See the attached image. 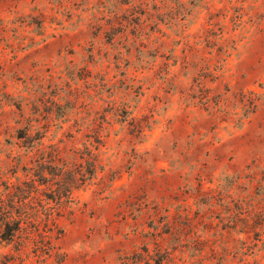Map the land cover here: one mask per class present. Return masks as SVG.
I'll use <instances>...</instances> for the list:
<instances>
[{
    "label": "rangeland",
    "instance_id": "1",
    "mask_svg": "<svg viewBox=\"0 0 264 264\" xmlns=\"http://www.w3.org/2000/svg\"><path fill=\"white\" fill-rule=\"evenodd\" d=\"M136 1L0 0V264H264V0Z\"/></svg>",
    "mask_w": 264,
    "mask_h": 264
},
{
    "label": "trees",
    "instance_id": "2",
    "mask_svg": "<svg viewBox=\"0 0 264 264\" xmlns=\"http://www.w3.org/2000/svg\"><path fill=\"white\" fill-rule=\"evenodd\" d=\"M17 1H20V0H17ZM137 1H139V3L144 6V8H142V12H141L142 15H148L149 18H152L153 15H151L148 12L149 10L147 11L148 3L145 0H137ZM144 9H146V10H144ZM96 170H97V163L93 162L90 170L88 172H85L84 174L82 173L81 174V178L74 179V181L71 182L73 184H71V183L69 184L68 182L62 184L63 183L62 181L54 182L53 185L56 184L58 187L56 189H53V186H52L50 189H52V193L53 192L54 193L53 194H49V195H54V196H59L60 195V198L62 196H64V195L68 196L70 194V190L73 187L77 188L80 185H82L87 179L93 178ZM41 175H42L41 176L42 178L38 179L39 181H41L40 184H44V183L48 182L47 176H45V174H41ZM87 175H89V176H87ZM25 185L28 186V189H24L25 195H20V194H19L20 196L14 195V199L15 198L18 199L17 200L18 206L21 203H25V200L28 197L31 196V193H33V192L37 193L40 190L39 187L36 185V180L26 181ZM27 191L29 192V194H28ZM47 197H48V199L52 198V196H48V195H47ZM2 202H3V200H2ZM13 203H15V201ZM13 205H16V204H13ZM41 206L43 207L44 211L48 215L51 213V210H52L51 207L46 206V204H43V205L41 204ZM17 213H18L17 217L13 218L14 216H12L11 212L9 210H7V208L6 209L2 208L0 210V221L2 222V224L5 227L3 229V231L1 232V234H0L1 240H3V241H11V240H13V238L16 236L17 233H19V232H21L23 230V226L21 225V223L25 222V220L27 221L29 218L25 219L24 216H21V215L26 214V216H27L29 214V212L27 210H25L22 214L19 211Z\"/></svg>",
    "mask_w": 264,
    "mask_h": 264
}]
</instances>
